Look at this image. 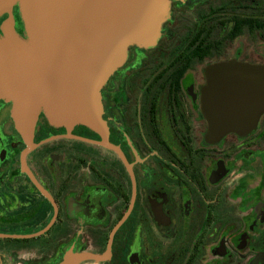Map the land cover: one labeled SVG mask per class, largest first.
Here are the masks:
<instances>
[{
    "label": "flooded vegetation",
    "instance_id": "flooded-vegetation-1",
    "mask_svg": "<svg viewBox=\"0 0 264 264\" xmlns=\"http://www.w3.org/2000/svg\"><path fill=\"white\" fill-rule=\"evenodd\" d=\"M259 67L264 0H175L102 87L99 131L41 113L25 137L0 98V264H264V114L217 139L204 106L210 77Z\"/></svg>",
    "mask_w": 264,
    "mask_h": 264
},
{
    "label": "water",
    "instance_id": "water-1",
    "mask_svg": "<svg viewBox=\"0 0 264 264\" xmlns=\"http://www.w3.org/2000/svg\"><path fill=\"white\" fill-rule=\"evenodd\" d=\"M172 1L0 0V18L8 15L0 37V98L12 103L22 134L33 133L41 113L53 125L104 127L102 87L130 47L157 43ZM15 7L24 36L15 29ZM204 106L212 137L249 134L264 114V67L243 69L240 84L210 77Z\"/></svg>",
    "mask_w": 264,
    "mask_h": 264
},
{
    "label": "rangeland",
    "instance_id": "rangeland-1",
    "mask_svg": "<svg viewBox=\"0 0 264 264\" xmlns=\"http://www.w3.org/2000/svg\"><path fill=\"white\" fill-rule=\"evenodd\" d=\"M19 17H20V16H19ZM20 21H21V19H20ZM21 27L23 28L22 22H21Z\"/></svg>",
    "mask_w": 264,
    "mask_h": 264
}]
</instances>
